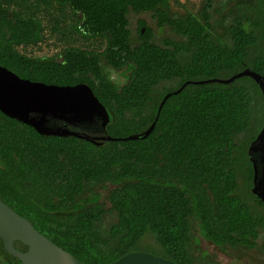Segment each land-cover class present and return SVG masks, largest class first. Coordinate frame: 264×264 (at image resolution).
<instances>
[{
    "label": "trees",
    "instance_id": "obj_1",
    "mask_svg": "<svg viewBox=\"0 0 264 264\" xmlns=\"http://www.w3.org/2000/svg\"><path fill=\"white\" fill-rule=\"evenodd\" d=\"M171 1L55 0L76 16L73 33L105 38L107 46L32 56L18 47L43 39L37 7L0 0V65L30 80L86 83L105 106L113 137L145 130L163 96L186 80L228 78L246 67L264 74V0H200L184 11ZM129 11L150 12L161 32L141 20L133 37ZM263 125L264 96L249 76L186 85L166 99L144 139L95 145L41 135L0 112V199L85 264L132 251L176 264H224L200 237L264 253V203L251 192L248 152ZM14 246L27 250L18 240ZM0 263L22 264L1 238Z\"/></svg>",
    "mask_w": 264,
    "mask_h": 264
},
{
    "label": "water",
    "instance_id": "obj_2",
    "mask_svg": "<svg viewBox=\"0 0 264 264\" xmlns=\"http://www.w3.org/2000/svg\"><path fill=\"white\" fill-rule=\"evenodd\" d=\"M243 76L254 79L264 96V74L248 67L228 78L189 79L163 96L155 119L145 130L125 137H113L106 131L108 112L86 83L60 85L30 80L0 65V112L32 126L41 135L75 136L95 145L118 140L144 139L154 129L161 108L171 94L179 93L191 83L226 84ZM248 152L253 165L251 192L264 203V158H253L254 154L264 152V125L251 142ZM0 238L4 249L22 264H85L42 235L26 218L16 213L1 199ZM16 240L25 244L27 250L20 251L15 248ZM106 264L176 263L149 252L132 251Z\"/></svg>",
    "mask_w": 264,
    "mask_h": 264
},
{
    "label": "rangeland",
    "instance_id": "obj_3",
    "mask_svg": "<svg viewBox=\"0 0 264 264\" xmlns=\"http://www.w3.org/2000/svg\"><path fill=\"white\" fill-rule=\"evenodd\" d=\"M13 5L18 0H5ZM24 3L29 1L32 6L37 7V14L40 16L43 24V39L35 45L19 46L18 49L28 55L44 56L57 55L60 50L66 45H75L87 50H100L103 46V40L100 38L85 39L78 34L73 33L72 24L76 20V16L71 13L66 6H61L55 0H23ZM181 2L183 3L181 5ZM200 4V0H172L171 6L174 10H196ZM130 28L132 36H137L136 20H144L156 34L161 30L155 25V20L152 19L150 12L131 13ZM56 24V27L65 31L69 36L68 39L60 38L59 34L52 31L51 26ZM113 79L120 83V77L117 74L112 75ZM167 87H174L178 81H168L164 83ZM198 235V234H196ZM200 246L209 251L216 257L217 260L224 264H264V253L259 248L246 249L243 247L221 249L214 246L210 241L200 237Z\"/></svg>",
    "mask_w": 264,
    "mask_h": 264
},
{
    "label": "flooded vegetation",
    "instance_id": "obj_4",
    "mask_svg": "<svg viewBox=\"0 0 264 264\" xmlns=\"http://www.w3.org/2000/svg\"><path fill=\"white\" fill-rule=\"evenodd\" d=\"M66 7H68V6H66ZM68 8H69V7H68ZM69 11H70V9H69ZM70 12H71V11H70ZM71 13H72V12H71ZM131 13H139V12L129 11V12H128V15H127L129 21H130L129 15H130ZM139 21H141V20H140V19H137V20H136L137 26H138ZM130 22H131V21H130ZM129 27H130V24H129ZM97 38H100L101 40H103V46H102V48H101L100 50H90V51H98V52H102V51L105 50V48H106V46H107V40H106L105 38H101V37H97ZM114 74H117V75L120 77V79H121V80H120V83L123 82V80H124V76L121 75L120 72H118V71H112V73H111V77H112V79H113V76H112V75H114ZM171 91H173V90H171ZM171 91H169V92H171ZM167 93H168V92H167ZM253 158H254L255 160H262V159L264 158V152L254 154V157H253ZM0 264H1V263H0Z\"/></svg>",
    "mask_w": 264,
    "mask_h": 264
}]
</instances>
